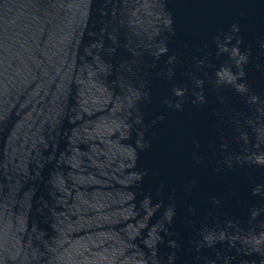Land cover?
Returning a JSON list of instances; mask_svg holds the SVG:
<instances>
[{"label":"water","instance_id":"95a60500","mask_svg":"<svg viewBox=\"0 0 264 264\" xmlns=\"http://www.w3.org/2000/svg\"><path fill=\"white\" fill-rule=\"evenodd\" d=\"M0 264H264V0H0Z\"/></svg>","mask_w":264,"mask_h":264},{"label":"clouds","instance_id":"9594fccd","mask_svg":"<svg viewBox=\"0 0 264 264\" xmlns=\"http://www.w3.org/2000/svg\"><path fill=\"white\" fill-rule=\"evenodd\" d=\"M207 241H211V237H205Z\"/></svg>","mask_w":264,"mask_h":264}]
</instances>
